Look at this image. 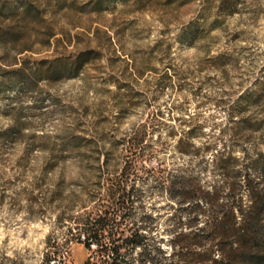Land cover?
Instances as JSON below:
<instances>
[{"label": "rangeland", "instance_id": "obj_1", "mask_svg": "<svg viewBox=\"0 0 264 264\" xmlns=\"http://www.w3.org/2000/svg\"><path fill=\"white\" fill-rule=\"evenodd\" d=\"M33 1L28 56L91 50V60L77 76L0 94V264H85L74 218L94 204L107 156L104 172H122L117 144L142 126L125 219L152 255L171 254L192 215L172 176L216 185V155L264 150V130L233 140L229 114L249 91L244 111L264 127V0H237L233 14L216 0H110L99 11L91 0Z\"/></svg>", "mask_w": 264, "mask_h": 264}, {"label": "trees", "instance_id": "obj_2", "mask_svg": "<svg viewBox=\"0 0 264 264\" xmlns=\"http://www.w3.org/2000/svg\"><path fill=\"white\" fill-rule=\"evenodd\" d=\"M14 1L17 5L8 10L10 1L0 0V94L12 96L37 88L43 81L54 83L81 74L91 60V50L68 59L28 56V28L39 17V7L33 0ZM91 1L99 11L110 0ZM236 1L216 0L218 7L230 14ZM253 96L246 91L229 112L235 142L251 140L255 132L264 130L263 120H254L243 108ZM19 126L20 121L4 133L9 135ZM145 127L117 144L126 162L120 174L104 172L109 161L106 157L97 187L90 194L94 204L85 206L74 218L76 226L70 232L75 230L79 239L83 236L81 242L91 252L85 264H264V150L260 147L253 158L248 147L244 157L233 149L216 155V168L223 176L222 183L216 185L172 176V185L181 178L180 188L192 205V215L185 229L173 236L172 253L167 255L159 247L160 254L152 255L146 233L133 229L125 219L139 171L134 164L143 154ZM138 249L140 258L134 259Z\"/></svg>", "mask_w": 264, "mask_h": 264}]
</instances>
